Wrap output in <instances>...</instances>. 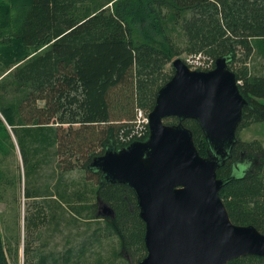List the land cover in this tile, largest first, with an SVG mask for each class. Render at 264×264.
<instances>
[{"label": "trees", "instance_id": "trees-1", "mask_svg": "<svg viewBox=\"0 0 264 264\" xmlns=\"http://www.w3.org/2000/svg\"><path fill=\"white\" fill-rule=\"evenodd\" d=\"M0 14L9 20V34H0V65H5L0 69V139L11 140L12 134L17 139L25 196L53 195L48 187L40 189L35 175L53 163L54 156L55 174L59 170L63 182V174L75 169L97 174L96 196L114 210V216L97 214L133 258L147 251L136 194L126 184L106 181L88 164L111 144L117 149L130 143L127 137L134 139L136 104L153 108L158 90L172 77L164 76L163 68L179 53L177 31L184 33L189 53L204 51L214 61L232 56L229 66L238 81L243 78L239 88L248 101L239 127L249 120L264 121V75L247 77L232 67L239 49L251 54L253 40L264 41V0H11L10 6H1ZM24 86L30 88L28 94L23 93ZM38 100L44 105L38 106ZM168 119L166 123L179 121L175 116ZM100 124L105 126L97 130ZM184 124L206 155L209 145L197 120L186 119ZM96 131L100 151L91 150L88 133ZM148 136L149 132L140 139ZM237 138L232 155L217 170L218 177L230 178L220 195L233 222L253 224L264 233V149L254 154ZM242 154L254 156L257 164L232 177ZM3 176L1 171L0 195L5 189ZM55 194L67 201L66 192L57 186ZM76 194L83 199L87 192L80 187ZM53 218L57 223L56 213L49 220ZM61 218V223L71 222ZM25 219L27 229L34 221L30 211ZM23 251L24 264H69L76 254L83 255L84 246L76 252L73 245L45 250L43 245L34 247L29 238ZM0 264H10L1 228ZM227 264H264V257L247 255Z\"/></svg>", "mask_w": 264, "mask_h": 264}, {"label": "water", "instance_id": "water-1", "mask_svg": "<svg viewBox=\"0 0 264 264\" xmlns=\"http://www.w3.org/2000/svg\"><path fill=\"white\" fill-rule=\"evenodd\" d=\"M231 57L219 56L205 70L175 58L174 73L149 112L148 138L117 149L111 144L88 164L106 181L134 190L147 249L138 264H227L247 255L264 257V233L253 224L233 222L220 195L230 178L218 177L217 170L232 155L248 103L229 66ZM173 116L177 123L165 122ZM186 119L201 126L209 145L206 155L199 152ZM243 154L232 177L257 164L254 156ZM97 201L98 214L114 216L99 196Z\"/></svg>", "mask_w": 264, "mask_h": 264}, {"label": "rangeland", "instance_id": "rangeland-1", "mask_svg": "<svg viewBox=\"0 0 264 264\" xmlns=\"http://www.w3.org/2000/svg\"><path fill=\"white\" fill-rule=\"evenodd\" d=\"M10 4L11 0H0V10L2 5L10 6ZM88 8L91 9L93 6L89 5ZM5 11L7 13V10ZM6 18V16L0 14V34L2 32L9 34V20H6ZM2 24L3 27H1ZM174 38L180 48L176 58L181 57L193 69L205 70L214 66L212 55L204 51L189 53L184 49L187 42H185L186 37L181 30L175 33ZM253 43L255 46L251 54L239 49L237 58L232 64L233 68L244 73L247 77L264 75V41L254 39ZM44 48H41L38 52L43 51ZM4 66V64L0 65V69ZM173 73L172 62L166 63L163 68V75L171 76ZM239 81L240 83L243 82V78ZM9 88L10 83H7L6 89ZM29 92L30 88L24 86L23 93L28 94ZM11 96L9 95V97ZM262 101L264 102V100ZM37 105H44V101L38 100ZM137 107L141 108L139 120H145L152 110V108L143 107L139 103L138 106L136 104ZM168 118H165V122L169 120ZM104 126V124L98 125L97 130L104 128ZM88 134L91 150L100 151V133L96 131ZM237 136L246 145L247 150L252 151L254 154L256 152L261 153L264 149V121H246L239 127ZM10 138L11 140L0 139V146H4L0 147V173L1 171L4 173L1 187L5 188L3 195H0V228L6 242L10 264H24L23 248L25 240H29V238L32 239L34 247L43 245L45 250H61L67 245H73L76 252L81 246H84L83 255L78 256L76 254L69 264H129V259L133 260L134 264H138L137 259L139 257L144 258L147 255V251L145 254V251L142 250L140 254L133 258L130 252L123 250L119 237L109 233L106 229L105 219L97 214L99 205L97 204L95 191L99 180L98 175L95 173L75 169L63 174L65 181H67L63 182L60 180L59 170L55 174V156L51 157L53 163L43 165L37 171L35 177L37 178V185L41 187L40 189L45 190L48 187L53 195L27 198L25 196L24 162L15 135L12 134ZM58 169L60 168L58 167ZM243 171L245 169L235 171V173H237V176H241L245 173ZM55 186L66 192L68 202L60 199L55 194ZM80 187H84L87 192L83 199L78 198L76 194ZM73 193L75 194L73 195ZM55 197L59 203L58 207H55ZM39 208L42 209L41 213ZM27 211L31 212L34 221L29 228L25 229ZM55 213L58 216L57 223H60L59 225H57L55 217L53 220H49L51 215ZM61 215L71 219V222L64 223L66 221L64 220L61 223Z\"/></svg>", "mask_w": 264, "mask_h": 264}, {"label": "built area", "instance_id": "built-area-1", "mask_svg": "<svg viewBox=\"0 0 264 264\" xmlns=\"http://www.w3.org/2000/svg\"><path fill=\"white\" fill-rule=\"evenodd\" d=\"M141 108H137V115L135 119V133L136 135L132 136L131 138H134L133 140L127 137L128 142H132L134 140H142L140 138H144L146 134L149 132L147 129H149V115L145 120H139V111ZM137 136V137H135ZM131 140V141H130Z\"/></svg>", "mask_w": 264, "mask_h": 264}, {"label": "bare ground", "instance_id": "bare-ground-1", "mask_svg": "<svg viewBox=\"0 0 264 264\" xmlns=\"http://www.w3.org/2000/svg\"><path fill=\"white\" fill-rule=\"evenodd\" d=\"M107 6V5H106ZM88 12V11H87ZM246 49V48H245ZM249 54V53H248ZM24 78V77H23ZM141 83V82H140Z\"/></svg>", "mask_w": 264, "mask_h": 264}]
</instances>
